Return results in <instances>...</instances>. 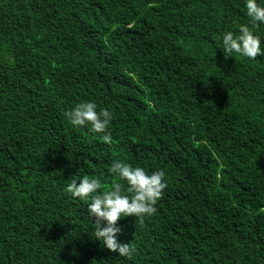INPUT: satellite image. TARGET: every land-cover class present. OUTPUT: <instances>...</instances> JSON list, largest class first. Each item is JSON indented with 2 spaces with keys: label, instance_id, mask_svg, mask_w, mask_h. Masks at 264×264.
I'll list each match as a JSON object with an SVG mask.
<instances>
[{
  "label": "trees",
  "instance_id": "trees-1",
  "mask_svg": "<svg viewBox=\"0 0 264 264\" xmlns=\"http://www.w3.org/2000/svg\"><path fill=\"white\" fill-rule=\"evenodd\" d=\"M244 0H0V264H264V53L225 56ZM251 27V25H250ZM252 31L261 38L264 24ZM91 100L104 133L65 112ZM163 171L154 212L92 235L73 176Z\"/></svg>",
  "mask_w": 264,
  "mask_h": 264
},
{
  "label": "clouds",
  "instance_id": "clouds-1",
  "mask_svg": "<svg viewBox=\"0 0 264 264\" xmlns=\"http://www.w3.org/2000/svg\"><path fill=\"white\" fill-rule=\"evenodd\" d=\"M244 7L246 16L250 18L249 22L240 24L238 32L224 31L221 36L225 56L236 53L242 57L254 58L257 54L264 53L260 46V36L252 31V27L258 22L264 24V0H244ZM65 116L72 125L88 126L90 132L104 133L102 140L105 143L110 141L106 126L112 119V113L107 108L97 110V105L88 100L75 103L65 112ZM110 171L118 180L125 181L126 188L123 191L119 182H113L108 190L99 191L101 181L95 175H74L65 185L64 191L86 202L88 216L95 217L92 236L106 249L128 256L129 245L117 239V233L121 229L116 221L129 214L138 217L152 214L154 204L165 187L162 180L164 173L159 169L148 172L141 166H133L120 160L111 162Z\"/></svg>",
  "mask_w": 264,
  "mask_h": 264
}]
</instances>
